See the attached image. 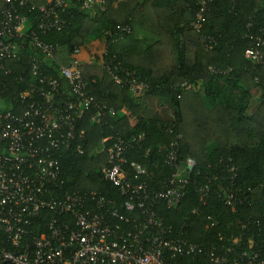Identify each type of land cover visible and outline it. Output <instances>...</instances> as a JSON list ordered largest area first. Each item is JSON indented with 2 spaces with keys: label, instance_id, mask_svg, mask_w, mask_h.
<instances>
[{
  "label": "trees",
  "instance_id": "16d2710c",
  "mask_svg": "<svg viewBox=\"0 0 264 264\" xmlns=\"http://www.w3.org/2000/svg\"><path fill=\"white\" fill-rule=\"evenodd\" d=\"M84 1L69 0L61 13L68 25L42 37L58 48L60 64L79 63L94 105L107 107L99 124L91 122L94 109L79 124L86 132L85 153L70 150L59 157L68 185L102 192L120 204L124 198L100 172L108 161L106 153H98L103 139L109 140L107 147L117 137L136 139L126 158L154 173L156 179L148 182L154 189H161L174 173L165 160L177 148L183 162L192 159L196 166L189 170L178 207L161 203L157 208L165 228L172 230L168 238L222 254L236 248L264 256V60L246 58L258 39L264 41V0H105L104 11L87 10ZM29 2L33 9L22 13L35 30L38 10L48 0ZM102 40L107 70L99 64L102 56L96 55V61L78 57L88 49L87 41ZM117 41L138 45L123 52ZM34 52L28 46L21 52L18 71ZM261 53L264 59V45ZM132 81L144 85L147 94L169 100L175 120L139 117ZM2 242L0 235V248ZM166 257L169 264H213L204 254ZM240 264L246 261L240 259Z\"/></svg>",
  "mask_w": 264,
  "mask_h": 264
},
{
  "label": "built area",
  "instance_id": "2783aa9c",
  "mask_svg": "<svg viewBox=\"0 0 264 264\" xmlns=\"http://www.w3.org/2000/svg\"><path fill=\"white\" fill-rule=\"evenodd\" d=\"M68 7L69 0H48L38 10L35 30H30L29 18L22 13L33 9L29 0H4L0 7V235L4 244L0 264H169V253L204 254L213 264H240V259L264 264L259 253L229 248L222 254L216 248L207 250L188 240L168 238L172 230L165 228L157 208L161 203L168 209L178 207L189 170L196 166L192 159L183 162L177 148L165 160L174 173L161 189H154L148 183L156 179L154 173L126 158L136 139L126 142L117 137L110 147L109 140L103 139L98 153H106L108 161L100 172L124 198L120 204L102 192L68 185L59 157L70 150L84 154L86 132L79 129L80 122L93 109L92 123L99 124L107 113L106 106L94 105L79 63L60 64L58 48L42 40L68 25L61 14ZM97 7L104 11L105 0L84 1L87 10ZM263 45V39H258L246 58L263 63ZM27 46L36 52L18 71ZM106 56L107 48L99 63L107 70ZM114 79L121 83L117 76ZM130 89L134 93L147 90L135 81ZM109 113L116 115L113 109Z\"/></svg>",
  "mask_w": 264,
  "mask_h": 264
},
{
  "label": "crops",
  "instance_id": "0c3cea01",
  "mask_svg": "<svg viewBox=\"0 0 264 264\" xmlns=\"http://www.w3.org/2000/svg\"><path fill=\"white\" fill-rule=\"evenodd\" d=\"M119 49H123V52L134 51V47L138 44L129 43L123 41H117L116 43ZM141 43L138 47H142ZM132 100L139 108V117L144 119H152L159 121L171 122L175 120V112L173 106L169 100L158 98L147 94V92H131ZM126 111V110H125ZM127 112V111H126ZM135 120H133L134 122Z\"/></svg>",
  "mask_w": 264,
  "mask_h": 264
},
{
  "label": "rangeland",
  "instance_id": "374dc122",
  "mask_svg": "<svg viewBox=\"0 0 264 264\" xmlns=\"http://www.w3.org/2000/svg\"><path fill=\"white\" fill-rule=\"evenodd\" d=\"M86 45L88 49L82 50L81 53L78 55V57L86 56L87 61H93V60L96 61L95 56L96 55L102 56L106 48V43L104 40L97 42L87 41Z\"/></svg>",
  "mask_w": 264,
  "mask_h": 264
},
{
  "label": "water",
  "instance_id": "95a60500",
  "mask_svg": "<svg viewBox=\"0 0 264 264\" xmlns=\"http://www.w3.org/2000/svg\"><path fill=\"white\" fill-rule=\"evenodd\" d=\"M190 170H192V168Z\"/></svg>",
  "mask_w": 264,
  "mask_h": 264
}]
</instances>
